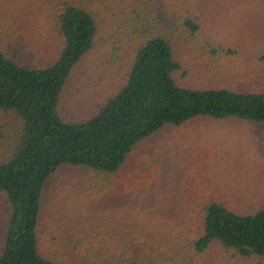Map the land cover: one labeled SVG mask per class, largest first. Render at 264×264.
<instances>
[{"label": "trees", "instance_id": "16d2710c", "mask_svg": "<svg viewBox=\"0 0 264 264\" xmlns=\"http://www.w3.org/2000/svg\"><path fill=\"white\" fill-rule=\"evenodd\" d=\"M11 2L0 0V116L16 122L14 130L0 128V194L7 209L0 264H172L121 257L114 246L86 250L47 238L41 221L48 180L71 166L93 172L92 195L147 186L159 172L152 139L201 118L264 123V91L180 83L183 44L200 24L178 0ZM103 17L127 49L125 74L92 114L67 121L60 113L63 91L93 49ZM29 28L36 35L28 41ZM190 193L186 210L198 226L196 250L220 243L264 264V200L238 203L208 184Z\"/></svg>", "mask_w": 264, "mask_h": 264}, {"label": "rangeland", "instance_id": "374dc122", "mask_svg": "<svg viewBox=\"0 0 264 264\" xmlns=\"http://www.w3.org/2000/svg\"><path fill=\"white\" fill-rule=\"evenodd\" d=\"M178 1L200 24L197 35L183 44L180 83L264 91V0ZM99 22L93 49L75 67L62 94L60 113L67 121L92 114L125 74L127 49L112 36V21L103 17ZM26 35L29 41L36 34L29 28ZM4 127L14 130L16 122L1 113ZM151 141L157 178L130 192L92 195L90 170L69 166L56 172L44 191L42 233L86 250L114 246L118 256L142 255L154 262L263 264L258 256L220 243L196 250L199 230L189 220L186 203L190 188L204 184L238 203L264 200V123L201 118ZM6 213L0 194V233Z\"/></svg>", "mask_w": 264, "mask_h": 264}]
</instances>
